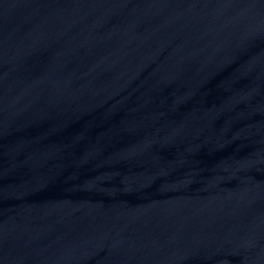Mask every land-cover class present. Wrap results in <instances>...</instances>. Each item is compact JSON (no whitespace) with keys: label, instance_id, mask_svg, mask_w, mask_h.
<instances>
[{"label":"water","instance_id":"95a60500","mask_svg":"<svg viewBox=\"0 0 264 264\" xmlns=\"http://www.w3.org/2000/svg\"><path fill=\"white\" fill-rule=\"evenodd\" d=\"M0 264H264V0H0Z\"/></svg>","mask_w":264,"mask_h":264}]
</instances>
